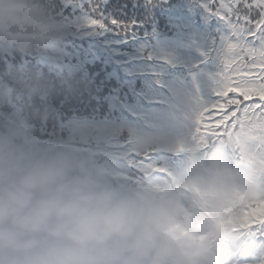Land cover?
Returning a JSON list of instances; mask_svg holds the SVG:
<instances>
[{"label": "trees", "instance_id": "trees-1", "mask_svg": "<svg viewBox=\"0 0 264 264\" xmlns=\"http://www.w3.org/2000/svg\"><path fill=\"white\" fill-rule=\"evenodd\" d=\"M34 2L59 36L44 52L0 47V123L22 119L42 143L111 164L130 185L180 188L192 162L206 156L193 153L215 148L225 157L235 138L241 157L264 158V131L243 112L214 134L197 125L229 39V26L206 10L207 0ZM92 19L107 28L90 26ZM254 238L229 234L225 264H262L264 248Z\"/></svg>", "mask_w": 264, "mask_h": 264}, {"label": "clouds", "instance_id": "clouds-1", "mask_svg": "<svg viewBox=\"0 0 264 264\" xmlns=\"http://www.w3.org/2000/svg\"><path fill=\"white\" fill-rule=\"evenodd\" d=\"M58 36L34 0H0V47L44 52ZM117 175L22 119L0 123V264H225V238L264 215V158L242 174L210 148L179 190Z\"/></svg>", "mask_w": 264, "mask_h": 264}, {"label": "snow or ice", "instance_id": "snow-or-ice-1", "mask_svg": "<svg viewBox=\"0 0 264 264\" xmlns=\"http://www.w3.org/2000/svg\"><path fill=\"white\" fill-rule=\"evenodd\" d=\"M206 10L229 26V39L225 41L223 72L213 98L198 114L197 125L205 134H214L243 112L253 129L264 131V0H207ZM88 24L107 28L96 19ZM257 225H264V215L253 210L238 231Z\"/></svg>", "mask_w": 264, "mask_h": 264}, {"label": "rangeland", "instance_id": "rangeland-1", "mask_svg": "<svg viewBox=\"0 0 264 264\" xmlns=\"http://www.w3.org/2000/svg\"><path fill=\"white\" fill-rule=\"evenodd\" d=\"M238 141H240V140L238 138H235L233 145H231V143L228 142V144H229L228 148L230 150V153L225 156L227 161L230 164L235 165V166L239 165L241 167L243 164L246 165V166H244V168L239 169V171L242 174L246 173V171H244V170L246 169L248 163H249V168L251 169V171L254 168H258V162L260 161L261 157L257 156L256 152H254L252 154L251 153H245V154L243 153V155L241 157L240 152L237 153V150H238V146H237L238 144L237 143H238ZM207 153H208L207 150L203 152V151H200V149H198V152L193 153V154L194 155H207ZM237 154H240V155L238 156ZM201 158H203V156H200V159ZM190 164L191 163H188V161H187L186 166H189ZM168 188H175L177 190L180 189L179 187H168ZM259 226L260 225H257L255 227H253L252 229L246 230V231H244L242 233L239 232L238 234L240 236L246 235V234H250L251 236L255 237L254 238L255 240L258 241V245L263 246V248H264V235H261V233H264V229L258 228Z\"/></svg>", "mask_w": 264, "mask_h": 264}]
</instances>
